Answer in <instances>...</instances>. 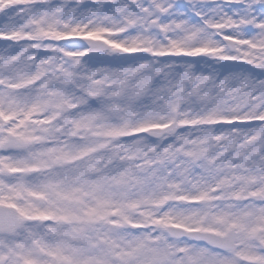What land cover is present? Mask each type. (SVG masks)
<instances>
[{"label":"snow or ice","instance_id":"obj_1","mask_svg":"<svg viewBox=\"0 0 264 264\" xmlns=\"http://www.w3.org/2000/svg\"><path fill=\"white\" fill-rule=\"evenodd\" d=\"M0 41V264H264V148L250 168L225 143L264 140V0H21L0 8ZM209 83L258 103L177 129L120 117L154 88L203 100ZM197 124L222 151L185 134ZM101 125L121 145L114 172L78 135ZM56 126L71 139H49ZM131 144L151 171L125 166L144 164Z\"/></svg>","mask_w":264,"mask_h":264},{"label":"rangeland","instance_id":"obj_2","mask_svg":"<svg viewBox=\"0 0 264 264\" xmlns=\"http://www.w3.org/2000/svg\"><path fill=\"white\" fill-rule=\"evenodd\" d=\"M12 1L18 2V3L21 2V0H0V8H6L8 6L14 5L11 3ZM189 16H191V13H189ZM192 19H193V21L196 20L195 17H192ZM5 45H6L5 42L0 41V46L3 47ZM156 68H160V65H156ZM167 71H169V69L165 68L164 73H166ZM162 80H163V78L161 76L160 80L157 81V84H159ZM154 89H156V88H154ZM172 92H175V91H173V89H172V91H171L172 96L170 97V99H172L173 97H176L178 94H180L179 92H176V94L173 95ZM221 92L223 94H225V93L229 92V90L227 88H223V89L217 88L216 92H211L212 96H214V99L212 102H210L211 104H207L210 106L208 108H214L216 111L220 110L219 108H222V102L224 101V99L222 98V96L219 97L217 95V94L221 95L222 94ZM216 96H218V97L216 98ZM162 98L163 97L160 96L159 98H157V100H154V103H152V105H149L148 97L146 94L135 104L136 111L125 110L123 113L120 114V117L124 121H129V120L137 119V114H139V119H150V120H154V121L163 123L166 120V118L168 117V115H166V112H165V114H162L163 113L161 110L162 105L167 107V108H170V107H177L178 108L179 106H174L175 103L171 100H166V101L162 102L163 101ZM155 106H158L159 108H157ZM187 107H189V106L183 107L180 110L181 112L182 111L188 112V114L183 115L182 118L183 119H189V118L197 119V117L200 114L196 112V109L190 110ZM157 109H159L160 112H157ZM231 112H234V111H231ZM181 115H180V117H181ZM198 125L199 124H197L196 126H194L192 128H186V130H184L185 134H187L188 132H191L194 138H198V141L203 139V141L208 140V142H211V146L204 148L209 152H214L217 150L222 151L223 150L222 148H218V143L211 138V133L202 131V127H199ZM52 130L56 131L55 128H52ZM50 131H51V129L47 132L48 138L49 139H55L54 134L53 133L51 134ZM94 131H96L98 135L92 136L90 133H87V130H81V132L78 135L83 136L90 141H93V140L100 141L101 144L103 146H105L106 151L101 153L99 156L95 157V160L97 162H99L101 169H103L105 162H107L109 160L114 161L115 163L113 164L112 168L109 170V171L114 172L116 167L119 166V161L117 160V154L121 152V150L117 149V147H119L121 145L120 144H113L111 138L105 137L103 135L104 129H103L102 125L94 127ZM233 133L239 135L240 137L235 138L236 136H230L231 134L228 133L226 135V137L228 139H225V143L227 145V148L230 151L232 149H235L237 151L243 149L244 153L246 154L245 155L246 159L258 162L260 157L257 156V153L260 151V144L258 142L253 144V143H251V141H252L251 139L250 140L245 139V137L247 136V133L245 131L233 132ZM258 133L259 132H256V134H258ZM57 134L63 136L66 140L71 139L70 137H66L63 134L61 129L57 130ZM253 138L255 141H257L258 137L254 136ZM227 140H229V141H227ZM167 142H168L167 140H165V141L162 140L160 142L151 143V144H161V143H167ZM131 145H133V144H131ZM140 146L141 145H138L136 152H134L132 154V156L126 154V159L128 156H131L133 158V160L136 161L137 164L140 163V161L136 159L137 157H139L140 160H144V157L146 155L150 154V150L145 146H142V147H140ZM125 166L130 167L131 170L135 171L138 175H142L144 173V171H151V161H148V160H144V164L141 165L140 168H135V167H132L129 165H125ZM41 167H42V172H41V174H39V181L42 180L44 178V176H46L48 174L46 171L43 170V165ZM251 167H254V164ZM63 173H65V171ZM131 183H132V185H134L135 181H132ZM116 187L117 186L113 185V189H116ZM128 191L135 192V191H137V188L134 186H130L128 188ZM46 204H47V199H40L39 204L36 206L47 207ZM70 204H71V202L68 204H65V205H70ZM152 211L156 212V211H158V209H152ZM41 231H43V229H41ZM250 263H252V262H250ZM252 264H254V262Z\"/></svg>","mask_w":264,"mask_h":264},{"label":"bare ground","instance_id":"obj_3","mask_svg":"<svg viewBox=\"0 0 264 264\" xmlns=\"http://www.w3.org/2000/svg\"><path fill=\"white\" fill-rule=\"evenodd\" d=\"M11 3L15 5L18 2H13L12 1ZM208 7H211V5H208ZM145 39H147V38H145ZM5 46H3V47H5ZM3 47L0 46V48H3ZM159 69H161L163 72H165V68H163L162 65H160ZM162 78H163V80L165 79L164 76H162ZM169 79H172V77H169ZM186 88L189 91H191L193 89V85L192 84H187ZM217 88H219V87H216L214 84L209 83L206 88L202 89V92L208 93V96L205 97L203 100L198 99L197 95L195 93L192 96H190V97L187 95V93H185L184 96L182 97L181 102L176 104V105H179L180 107L189 106L187 108H189L190 110H193L194 107L198 108L199 110H204L205 107H206L205 104L209 103L210 100L213 98L211 92H216ZM173 91H175L174 88H173ZM225 95L226 96H223V97L226 99V101L223 102V106H224L225 109H227L229 111L231 110V111H234V112H237V111L241 112V110L244 109L246 106H253V105H256L258 103V101H256V100H250L245 92H241V93L227 92V93H225ZM160 96L163 97L162 100H164V99L168 100L172 96L171 92H169L167 86H165L163 90L153 89L151 92L147 93L148 103H154V100H157V98H159ZM172 101L175 102L174 98H173ZM155 107L159 108L158 106H155ZM157 111H159V109ZM186 114H188V112H183V114L181 115V118H182L183 115H186ZM54 128L56 129V131H53L51 129L50 133L54 134L55 139L61 140L62 142H66L67 140L63 136L57 134V130L60 129V127L56 126ZM87 133H90L92 136H95L94 133L97 134V132L94 131V127L92 129H88ZM229 134H231L230 136H236L235 138H239L240 137L239 135H237L235 133H229ZM247 136H248V133H247ZM254 136L258 137L257 141L254 140V138H253ZM225 139H228V138L225 137ZM251 140H252L251 143H253V144L256 143V142H258L260 144V150L262 148H264V140L260 139V133H258V134H256V132L252 133ZM227 141H229V140H227ZM147 144L149 145V143H147ZM142 146H147V145L141 144L140 147H142ZM208 146H211V142H208L206 140L203 141V139L198 141V147L205 148V147H208ZM125 147L127 149L126 154L132 156V154L134 152H136V149H137L138 145L133 144V145H127ZM117 149L121 150V146L117 147ZM244 162L250 168L254 164V161L248 160L246 158H245ZM57 171L61 172L63 174V172L66 171V170L65 169H58ZM33 181L34 182H38L39 181V177L37 179L33 180ZM51 199H55V197L50 194L49 195V199H47V204H46L47 207L49 206V200H51ZM32 203L34 205H38L39 204V202H37V201H32ZM60 203L62 205H65V204H68L70 202L69 201H62Z\"/></svg>","mask_w":264,"mask_h":264}]
</instances>
